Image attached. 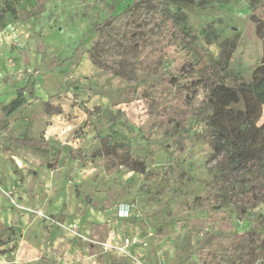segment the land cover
Segmentation results:
<instances>
[{
    "label": "rangeland",
    "instance_id": "rangeland-1",
    "mask_svg": "<svg viewBox=\"0 0 264 264\" xmlns=\"http://www.w3.org/2000/svg\"><path fill=\"white\" fill-rule=\"evenodd\" d=\"M130 4L143 6L134 29L149 27L113 19ZM255 19H264V0H0L2 82L14 48L36 51L40 71L59 64L58 76L66 73L59 97L71 99L74 118L58 145L11 157L0 115L1 171L14 164L0 185L17 203L0 190V264H81L87 253L67 247L75 241L92 252L86 264H246L264 250V203L221 199L229 189L203 146L209 111L200 97L184 120L167 121L179 60L199 66L231 50L228 70L250 79L262 55ZM146 32L147 43H136ZM127 205L142 249L105 258L104 210Z\"/></svg>",
    "mask_w": 264,
    "mask_h": 264
},
{
    "label": "trees",
    "instance_id": "trees-1",
    "mask_svg": "<svg viewBox=\"0 0 264 264\" xmlns=\"http://www.w3.org/2000/svg\"><path fill=\"white\" fill-rule=\"evenodd\" d=\"M138 7L143 9L142 5L136 7V4H130L113 19L132 30L134 12ZM149 12L150 6L146 7L145 14ZM255 22V33L262 40V55L253 67L249 80L228 70L227 61L231 50L219 57L209 56L208 63L199 66L190 60H179L177 75L169 78L170 83L176 87L177 110H173L175 114L172 115L169 112L167 121L177 124V121L184 120L183 117L189 112L186 111L187 107L193 108L195 100L200 97V105L209 111L203 146L210 152L209 159L218 157L217 174L227 181L226 187L229 189V194L223 192L221 199L225 202L227 196L238 203H244V206L259 201L264 203V121L259 123L264 105V19H255ZM138 23L135 27L140 29L149 27L147 24L150 22ZM157 25L163 27L164 23ZM170 35L172 37L173 33ZM147 39L148 32L139 35L135 41L145 45ZM160 43V39L155 42L157 49ZM92 64L96 65L94 61ZM23 101L22 88H19L17 97L3 109L11 112ZM15 142L28 146L47 144L27 134L16 138ZM249 243L252 245L253 242ZM246 264H264V250H258Z\"/></svg>",
    "mask_w": 264,
    "mask_h": 264
},
{
    "label": "crops",
    "instance_id": "crops-1",
    "mask_svg": "<svg viewBox=\"0 0 264 264\" xmlns=\"http://www.w3.org/2000/svg\"><path fill=\"white\" fill-rule=\"evenodd\" d=\"M14 57V65L10 69L6 70L8 75L7 82H2L0 78V115L8 119V128L4 130V134L7 130L12 133V137L8 143L9 153L12 154L11 157H15L14 154L20 152H27L28 149L33 148H43L50 147L51 145H58L59 140L62 139V128L66 127L71 120L66 117V109L71 110V99L59 97V93L62 91L63 82L67 81L66 73L63 75V78L58 76V71L61 70L58 68L59 64H54L49 68L45 69L43 72L39 70L41 61L36 60L37 52L34 50L23 51L21 48H14L11 51ZM86 61L88 59L82 55V61L80 64H72V67H75L77 71L80 70L81 64L86 66ZM90 66H94L90 62ZM33 71L32 74L25 69ZM22 88L23 94V103L14 109L11 112H6L4 106H8L9 103L17 97V89ZM55 103L57 105V110L49 112L45 110V106L48 103ZM264 107V105H263ZM264 109V108H263ZM264 112L260 119L264 121ZM25 134L38 137L47 142L46 145L40 146H28L15 142L16 138H21ZM7 135V134H6ZM60 148V147H59ZM17 163H21L20 160L16 159ZM13 163L6 162L5 166L2 167L0 174V183L3 174V180L12 175ZM11 167V168H10ZM13 167V168H12ZM10 172V174H9ZM103 221H105L104 229L106 231L105 239L109 228H115L119 234L127 232L129 234L139 233L137 228L132 227V217L127 220H123L116 216V211L113 208L104 210ZM133 224V223H132ZM140 234V233H139ZM104 239V240H105ZM73 243V244H72ZM68 244L67 247L73 251L78 249L82 254H86V257L82 258L79 263L86 264L87 262H93L88 260V256L92 255V252H85V248L80 246L78 242H72ZM66 246L61 247V254L66 252ZM142 249V246L139 247ZM105 258H108L112 253H117L113 250L102 251ZM80 254H74L78 257ZM62 258V257H61ZM65 258V257H63ZM109 259V258H108ZM107 259V260H108ZM66 262V259H65Z\"/></svg>",
    "mask_w": 264,
    "mask_h": 264
},
{
    "label": "built area",
    "instance_id": "built-area-1",
    "mask_svg": "<svg viewBox=\"0 0 264 264\" xmlns=\"http://www.w3.org/2000/svg\"><path fill=\"white\" fill-rule=\"evenodd\" d=\"M1 174V172H0ZM0 190L4 195H6L13 205L17 204L16 200L12 197V190H3L0 185ZM116 211V216L127 220L128 218L132 217V212L129 209V206H118L114 207ZM71 227L74 229H77V225L72 223ZM142 240L139 233L136 234H129L127 232H124L122 234H119L115 228H109L106 240L102 243V248L104 251L107 250H113L116 251L119 254H125L130 252L131 250H134L135 252H139V247L142 246Z\"/></svg>",
    "mask_w": 264,
    "mask_h": 264
}]
</instances>
